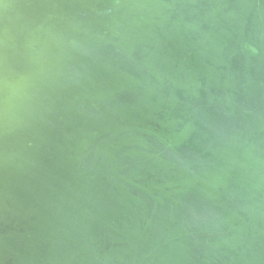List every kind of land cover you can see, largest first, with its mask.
<instances>
[{"label":"water","instance_id":"water-1","mask_svg":"<svg viewBox=\"0 0 264 264\" xmlns=\"http://www.w3.org/2000/svg\"><path fill=\"white\" fill-rule=\"evenodd\" d=\"M0 264H264V0H0Z\"/></svg>","mask_w":264,"mask_h":264}]
</instances>
